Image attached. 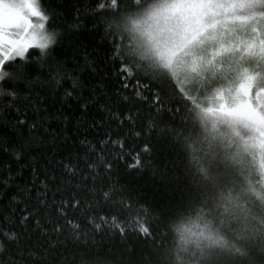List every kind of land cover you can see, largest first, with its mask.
<instances>
[{"label":"trees","instance_id":"16d2710c","mask_svg":"<svg viewBox=\"0 0 264 264\" xmlns=\"http://www.w3.org/2000/svg\"><path fill=\"white\" fill-rule=\"evenodd\" d=\"M38 2L56 41L46 54L31 48L25 59L6 64L10 77L20 78L0 81L6 92L15 93L0 98V179L11 174L29 189L28 198L19 195L11 206V196L0 202V239L3 232L16 233L35 253L37 264H178L172 226L194 208L209 209L239 179L234 148L212 132L209 119L202 121L194 106L208 107V98L224 83L187 82L185 99L175 91L176 78L156 75L139 59L125 19L145 0H116L115 6L112 0ZM124 66L132 75L121 70ZM56 68L67 74L59 86L49 84ZM69 77L79 81L74 92L80 94L79 102L64 95L73 91ZM80 102L89 103L86 114ZM92 151L112 164L106 183L121 193L117 199L127 197L131 211L110 210L102 198L82 194L78 199L86 200L90 211L86 217L83 212L68 215L83 229L76 233L79 239H72L56 205L63 202L67 214L76 203L69 201L79 191L83 157ZM190 154L198 161L195 166L187 163ZM41 192L46 198L38 202ZM29 213L33 215L22 224ZM137 222L149 227L151 236L129 227ZM223 231L229 246L206 250L201 264H264V233Z\"/></svg>","mask_w":264,"mask_h":264},{"label":"snow or ice","instance_id":"6c2138e0","mask_svg":"<svg viewBox=\"0 0 264 264\" xmlns=\"http://www.w3.org/2000/svg\"><path fill=\"white\" fill-rule=\"evenodd\" d=\"M181 2L199 6L196 9L199 19L194 20L188 27L183 45L185 55L191 57L187 71H196L202 64L215 66V56L226 51L222 40L220 41V47L213 52L212 58L208 61H204L195 51L197 47L203 46L207 41L217 39L215 32L221 22L251 25L253 31L264 28V0H181ZM112 4L115 6L116 0H112ZM221 17L223 21L220 20ZM33 18H35V22ZM46 21L47 17L41 11L38 0H0V81H5L6 77L13 80L20 78L10 77V74L4 70L6 64H10L17 58L25 59L28 50L31 48H38L42 54H46L50 45L55 43L57 34L46 30ZM257 39L240 41L241 47L248 50L259 48L260 55L264 57V38L258 37ZM117 53L123 59L119 46L117 47ZM121 70L128 73V75H132L131 68L127 66L122 67ZM54 71L55 75L50 76L49 84L59 86L67 74L60 68H56ZM69 78L72 81L71 87L73 91L65 90L64 95L66 98L71 97L79 102L80 94L74 95V92L79 88V81L75 78ZM175 78L177 84L176 93L188 99L184 90L187 77L181 78L177 74ZM259 78L260 76L256 73L241 69L239 71V83L235 88L231 84L216 88L212 96L208 98V107H203L200 104L194 105L197 109L196 115L202 121H206L209 117H213L214 122L221 119L236 118L247 120L254 125L258 138L264 142V85L258 83ZM36 79L37 81L40 80L39 77ZM27 83L29 87L32 86L31 80L27 81ZM41 86H43V82H41ZM14 95V92H6L3 85H0V98L6 99ZM36 95L39 97V93ZM40 99L43 102L46 98L40 97ZM0 106H2V101H0ZM79 109L86 114L89 110V103L80 102ZM37 110L39 111L40 109ZM65 120L67 121V117H65ZM83 122L84 118L82 116L79 123ZM160 131L162 133L171 132L170 129H160ZM105 150L101 149L102 152ZM4 151H7V149H4ZM16 159H20L19 154H16ZM83 163L85 168L81 170L79 176V191L73 193L69 201L74 200L76 203L67 209V214L63 211V202L56 205L57 216L66 222L63 227L69 231L72 239H79L76 233L82 232L83 229L79 228L78 225H73L68 215L83 212L86 217L90 211V209L85 207L87 201L78 199L82 194L96 199L102 198L103 201L107 202L110 210L121 213L131 211L129 205L125 203L127 197L117 199L118 196H121V193L115 186L106 183L109 179V171L112 164L103 155H98L95 151H92L90 155L84 156ZM85 172H88V174L85 175ZM72 174L75 177L76 171H73ZM53 180H55V177H53ZM85 185L88 186L85 187ZM44 188L47 190L46 184ZM105 188L108 190L106 191ZM19 195L28 198L29 189L17 184L11 174L7 178L0 179V202L11 196V199L7 201L9 206H11L17 203V196ZM45 198V192H41L37 196V201L42 202ZM31 215L33 214L25 215L21 223L27 222ZM5 219H9V217H5ZM100 219L103 220L104 218L101 217ZM37 224H39V221H37ZM96 227L99 228L100 225L97 224ZM129 227L142 235L151 236L150 228L139 222L134 227L132 224ZM119 230L123 232L124 228L120 227ZM53 231L59 233L60 229L54 226ZM2 236L4 239H0V254H4L7 258H0V264H37L35 253L30 247L21 244L20 237L16 233L9 235L8 232H3ZM10 245L15 246L14 250ZM13 256H18L19 259H14ZM84 264H99V262L86 261Z\"/></svg>","mask_w":264,"mask_h":264},{"label":"clouds","instance_id":"9594fccd","mask_svg":"<svg viewBox=\"0 0 264 264\" xmlns=\"http://www.w3.org/2000/svg\"><path fill=\"white\" fill-rule=\"evenodd\" d=\"M198 7L181 0H145L144 7L126 17L127 31L136 39L137 56L156 75L173 81L177 74L184 75L191 58L185 55L183 45L188 27L199 19ZM214 65L208 79L230 81L235 88L239 70L228 65L224 53L215 56ZM193 72L199 73L200 68ZM258 83L264 85V77ZM218 122L231 125L222 134L230 137L234 145L233 157L240 165L239 179L209 209L194 208L191 215L172 226L180 253L178 264H201L200 255L206 250L228 247V234L223 229L235 233L248 228L264 233V142L247 120ZM187 163L195 166L198 161L190 154Z\"/></svg>","mask_w":264,"mask_h":264},{"label":"rangeland","instance_id":"374dc122","mask_svg":"<svg viewBox=\"0 0 264 264\" xmlns=\"http://www.w3.org/2000/svg\"><path fill=\"white\" fill-rule=\"evenodd\" d=\"M33 19L35 22V18ZM220 20L223 21V18L221 17ZM47 22H48V18L47 21L45 22V28L48 32H50L48 30ZM215 35L217 37L216 40H209L203 46L197 47L195 49L199 57H202L204 61H208L209 59H211L212 58L211 54L220 47V41L222 40L226 48V51L224 52V56L228 58V65L230 67L235 66V68L238 69L239 71L241 69H246L249 72L256 73L260 77H264V57L260 55L259 48L255 50H248L244 47H241L240 44V41H251L257 39L258 37L264 38V28L258 29L257 31H253L251 25L221 22L218 29L215 32ZM205 52L208 53L207 57L205 56ZM221 67H224V65L222 64ZM213 71H214V66H208L207 64H202L200 66L199 73L186 70L184 72V75H181V78L186 76L187 82L189 83H198L202 80H207L213 83L216 80L208 79V75ZM222 83H224V86L231 84L230 81H222ZM208 119L210 122L209 127L212 130V132H214L215 135L217 134V136L222 138L224 142H226L229 146L234 148V145H232L231 143V138L225 134H222V133H226L231 125L219 123L218 121L214 122L213 117H209Z\"/></svg>","mask_w":264,"mask_h":264}]
</instances>
